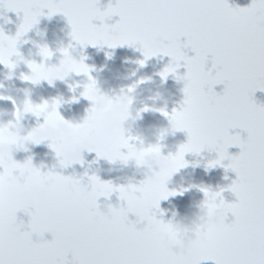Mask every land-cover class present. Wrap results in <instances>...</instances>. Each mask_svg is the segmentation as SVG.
<instances>
[{
    "label": "snow or ice",
    "instance_id": "6c2138e0",
    "mask_svg": "<svg viewBox=\"0 0 264 264\" xmlns=\"http://www.w3.org/2000/svg\"><path fill=\"white\" fill-rule=\"evenodd\" d=\"M29 11L35 14L26 17ZM4 12L14 13L19 23L14 34L5 33L3 27L0 33L17 40L42 16L61 14L72 45L81 49L127 45L142 54L137 61L141 67L150 58L168 57L158 75L162 81L171 75L183 84L178 106L170 112L166 107L160 109L166 119L179 121L180 131L186 134L174 153L177 168L189 165L186 154L207 151L215 157L207 160L205 170L223 168L226 180L229 171L235 174L230 183L216 189L189 186L198 188L202 201L214 194L215 203L229 210L225 225L202 228L206 239L197 264H264V104L254 99L257 90L264 91V0H250L243 7L229 0H108L103 7L100 0H0V16ZM113 17L118 19L109 23ZM234 35L250 43L240 46ZM17 54H21L19 48ZM85 60L82 55L78 61L79 74L86 77L79 97L89 101L84 89L97 82ZM37 63L24 61L29 71ZM181 68L185 69L182 74ZM28 72L19 78L29 82ZM144 82L143 78L138 81ZM217 85L223 86L220 91H216ZM79 97L74 96L72 102ZM0 99L15 104L11 97ZM49 103H56L57 118L65 119L55 98L43 101ZM91 111L88 107L82 119L72 123L80 124ZM34 117L37 123L41 117L44 120L39 113ZM88 135L94 141L89 153H95L96 160L125 163V140L109 142L91 126ZM47 146L57 161L51 167L37 165L32 183L51 185L55 201L51 208H38L35 199L16 198L18 187L29 189L19 169L33 161L31 155L22 161L13 158L7 170L0 168V264H177L163 249L173 235L174 219H165L161 201L183 195L189 188L174 192L163 182L154 185L144 179L118 185L87 169L81 175H66L63 170L84 166L85 161L61 162L58 149ZM231 147L239 151L232 154ZM17 151L28 152L29 148ZM226 191L234 200H226ZM90 193L97 197L94 203L89 201ZM113 194L121 204L134 199L147 210L144 218L123 224L105 222L96 211L101 207L99 198L111 200ZM18 213L26 215L27 221Z\"/></svg>",
    "mask_w": 264,
    "mask_h": 264
},
{
    "label": "clouds",
    "instance_id": "9594fccd",
    "mask_svg": "<svg viewBox=\"0 0 264 264\" xmlns=\"http://www.w3.org/2000/svg\"><path fill=\"white\" fill-rule=\"evenodd\" d=\"M6 13L4 12L0 16L3 17L4 24L8 23ZM34 14L29 11L24 15L30 17ZM4 32L7 33L5 29ZM29 32L22 34L18 40L0 33V65L7 69V80H11L16 75L17 68L22 63L24 64L25 60L36 61L31 58L33 56L31 48L28 50L29 58H25L20 51L21 45L29 43V40L25 39ZM67 35L69 37V32ZM37 36L43 39L45 33L37 30ZM233 40L240 46H247L250 43L248 39L240 35H234ZM32 43L36 49L35 55L41 57V60L28 72L29 84L37 86L42 82H47V85L55 87L56 82L59 81L67 84L68 89L73 93L86 84V81L83 80H73L69 83L73 76H81L79 74L81 70L78 67L79 59L74 55L77 52V47L72 45L70 39L67 45L58 47L55 52L48 43L35 41ZM69 46H71L70 52L68 51ZM17 48L21 53L19 55ZM62 48L65 49L63 53L59 51ZM48 49L51 51L48 52ZM42 52L47 54L42 55ZM54 56L55 59H53ZM132 75H135V72ZM138 81L120 86L118 91L110 90L111 94L108 91H103L97 83H89L84 90L90 98L92 111L89 117L78 125L72 123V120L57 118L56 103L45 105L43 104L45 99H41L39 104L34 102L31 99L33 88H23L21 90L23 92L22 99H14L11 95L0 94L3 97H11L15 101V104L12 103L13 110L11 112L7 108L0 107V168L7 170L12 167L13 154L18 148L30 144L40 145L45 142L58 149L61 162L71 164L81 160L85 161V154L89 153V149L94 143L88 135V127L91 126L97 127L109 142L125 140L128 147L124 152L126 160L123 165L131 166L134 173L142 176V179L149 184L155 185L163 182L166 189L174 192L183 191L185 177L181 175L179 180H175L174 177L180 173L181 169L188 166L177 168L174 157L177 147L175 151L170 149L167 154L163 151L165 147H168L164 141L169 137L175 138L176 134L181 132L182 125L175 119H167L166 125L139 126L138 121L142 119L144 113H160V109L166 107V104L158 106L157 101L162 99L159 93L147 98L152 101L151 104L146 103L143 98V90H138L139 85L142 84ZM3 88L5 85L0 83V89ZM74 96L76 95L71 96L69 101H65L62 95L53 98L61 108L66 103L70 105ZM36 113L42 115L44 120L41 123H36L35 126H30L26 123V119ZM5 117L10 118L6 119ZM54 159L56 163V155H54ZM40 164L44 165L43 162ZM40 164L29 161L19 169V174L24 178L25 184L29 185V189L25 190L24 186H20L15 195L21 201L35 199L38 208H51L55 205L51 185L49 183H32L36 166ZM88 198L93 203L97 199L91 193ZM80 211H84V209ZM96 211L105 222L123 224L129 221L130 216L137 220L143 219L147 210L141 208L134 199H125L123 204L117 202L115 205L111 200H105L103 207L97 208ZM176 216V212L173 211L172 219ZM228 216L229 210L215 203L214 194L209 195L207 199L201 200L189 215L174 219L170 228L173 235L163 243L165 253L169 258L175 259L177 264H197L206 239V233L202 231V228L204 226L221 227L225 225ZM185 229L188 230L184 231ZM175 233L181 234L176 235Z\"/></svg>",
    "mask_w": 264,
    "mask_h": 264
},
{
    "label": "flooded vegetation",
    "instance_id": "af4514ba",
    "mask_svg": "<svg viewBox=\"0 0 264 264\" xmlns=\"http://www.w3.org/2000/svg\"><path fill=\"white\" fill-rule=\"evenodd\" d=\"M108 3V0H100V5L103 7ZM230 4L238 6H246L250 3V0H229ZM47 11V10H45ZM7 17L11 20L7 24L3 23V17H0V25H3L5 31L9 34H14L16 30V25L19 23L18 18L14 13H6ZM118 17H113L109 23L115 22ZM98 23V21H97ZM37 30H41L45 33L43 39L37 36ZM70 31L67 25L66 19L61 14H56L51 18L47 16H42L39 23L27 34L25 39L29 40L28 44L20 46L21 53L28 57V50L31 48L33 50L32 59L37 62L41 60V57L35 55V46L32 41L37 43H48L50 48L55 50L63 45H67L70 37L67 33ZM77 47V52L74 53L77 59L80 55L86 57L85 63L93 68L92 76L97 80L98 86L103 91L119 90L120 86L130 84L134 81L144 79L145 82L139 85L138 90H143V98L145 102L151 104L152 101L147 99L150 96H155L157 93L160 94L162 99L157 101L158 106L166 104L167 110L170 112L173 107H177L179 102L182 100L183 93L181 91L183 84L182 82H177L171 75L166 81H162L158 73L163 69V67L168 63V57L161 59L160 57L150 58L146 64L141 67L137 61L142 59V54L127 45L118 46L115 49L86 46L81 49ZM110 55H107L109 54ZM59 54L58 52L56 53ZM192 53L189 51V55ZM55 59V56L53 57ZM25 64H21L17 70L16 75L11 79L7 80V69L3 65H0V83L5 85V88L0 89V94L11 95L14 99H22L23 92L21 91L25 87L33 88V94L31 99L34 102H40L41 99L51 100L53 97L62 95L65 101H69L71 96L76 95L79 97L82 87L78 88L75 93L68 89L67 84L63 82H56L55 87L47 85V82H42L41 85L32 86L28 82H24L19 79V74L21 72H28ZM181 74L185 69L181 68L178 70ZM135 72V75L132 73ZM75 81H86V77L73 76L69 80V83ZM222 85L216 86V91L222 89ZM254 99L261 104H264V91L257 90L254 94ZM0 107L7 108L9 112L13 110V104L10 100H0ZM90 107V102L83 97H79L78 101L71 102L61 106L59 111L65 119L72 120L73 122H79L82 117L86 114V109ZM10 118V117H5ZM40 122H43V118H40ZM26 123L30 126H35L37 119L34 116H29L26 119ZM167 119L163 117L160 113H144L142 119L138 121V125L141 127L151 126V125H166ZM239 131V130H233ZM245 135V133H241ZM186 140V134L179 132L176 137L167 138L164 143L168 145L163 149L164 153L171 149L175 151L176 147ZM154 142V140H153ZM29 151H16L13 154V158L17 160H24L27 156L31 155L33 157V162L40 164L44 163L47 167H51L55 164L54 153L48 148L47 142L40 145H28ZM239 151L238 147L229 148V152L235 154ZM215 153H209L207 151L202 152L200 155L186 154L185 159L190 163L187 168L181 169L174 179L179 180L180 176L183 175L185 180L183 182V187L189 188L188 191L184 192L183 195H177L175 197H170L168 200L161 201V208L165 211V219L172 218L173 211L176 212L177 216L173 217L176 219L180 216L189 215L195 210L196 205L203 199V194L198 190L197 187H189L191 185L197 186H211L216 189L218 186H225L231 182V179L235 178V174L229 171L227 173L228 179H224L226 173L223 168L216 167L213 169L205 170L204 164L207 160L213 159ZM93 161H95L93 163ZM197 161L199 163H197ZM227 162V161H225ZM91 174L95 172L103 180H111L115 184H126L129 181H137L142 179V176L135 174L131 166H125L119 162L109 163L107 160L99 159L96 160L95 153L85 154V164L81 166L79 164L73 165L72 167L63 170L64 174H76L81 175L85 170ZM224 196L226 200H234L231 193L225 192ZM101 207L105 202L104 198H99ZM111 202L115 205L118 201L116 195L113 194ZM18 216L27 221V216L23 213H18ZM134 217L130 216V219ZM45 238L50 239V234H45ZM205 264H212L211 261L205 262Z\"/></svg>",
    "mask_w": 264,
    "mask_h": 264
}]
</instances>
